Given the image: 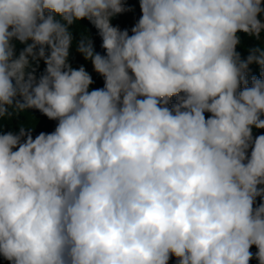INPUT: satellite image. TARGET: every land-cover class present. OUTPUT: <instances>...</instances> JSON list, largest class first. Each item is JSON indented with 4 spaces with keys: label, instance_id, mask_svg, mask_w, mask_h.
<instances>
[{
    "label": "clouds",
    "instance_id": "clouds-1",
    "mask_svg": "<svg viewBox=\"0 0 264 264\" xmlns=\"http://www.w3.org/2000/svg\"><path fill=\"white\" fill-rule=\"evenodd\" d=\"M139 8L129 35L111 24L121 0H0V120L36 109L57 121L35 138L31 116L0 134L9 264H249L252 246L264 264L262 0ZM82 19L104 55L86 29L74 38ZM241 32L258 41L246 60ZM73 46L102 88L71 67ZM37 59L38 80L26 72Z\"/></svg>",
    "mask_w": 264,
    "mask_h": 264
},
{
    "label": "trees",
    "instance_id": "trees-1",
    "mask_svg": "<svg viewBox=\"0 0 264 264\" xmlns=\"http://www.w3.org/2000/svg\"><path fill=\"white\" fill-rule=\"evenodd\" d=\"M122 5L124 6L125 11L116 14L112 20L111 24L114 27H118L120 30L127 29L129 35H131V28L135 25V23L139 20L141 12L139 8V0H121ZM262 7H264V0H262ZM258 18L261 22H264V13L258 15ZM87 30L88 35L90 36L93 44L94 51L104 55V49L101 48L102 40L98 35L97 29L87 20L82 19L79 22V27L73 30V36L76 40L79 39L78 32L81 30ZM241 39V45L237 46L236 51L240 54L241 60H246L249 55V49L256 47L258 41L254 38L244 34L239 33ZM13 44H15V55H19L20 51L23 50L24 45L19 42L13 40ZM31 60V58H30ZM68 62L71 67L78 69L83 66L85 70L91 75L93 83L90 85V90L99 89L103 87V77L97 74L93 70V66L90 61H85L83 56L76 51L75 46L70 48ZM45 64L42 59H37L35 61H31V67L26 69V72H32V74L38 80L39 77L44 73ZM260 68L259 65L252 63L248 65L246 69V78L248 80V85L251 86V78L252 76H256L259 78ZM20 99V97H17ZM176 98H171V103H175ZM171 107V104L168 105ZM209 113H205L206 118L209 116ZM31 116L33 120L30 123H34V127L32 128L31 135L35 138L36 135L43 133H50L54 131L57 121L49 120L46 116L40 113L36 109H28L26 113L13 115L7 120H0V134H4L7 132L18 133L20 126L22 124H26L27 117ZM264 119V116L261 117ZM253 138L259 135H264V129H256L253 127L252 129ZM251 148L248 150V154L250 155ZM261 202V198L257 197L254 206H258ZM250 251L253 253V257L250 259L249 264H258L257 259L255 258V253L257 251L255 246L250 248ZM0 264H9L7 260H5L2 256H0ZM169 264H176L175 258H170Z\"/></svg>",
    "mask_w": 264,
    "mask_h": 264
}]
</instances>
